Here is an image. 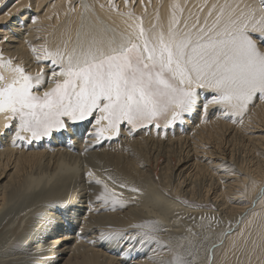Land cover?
I'll return each instance as SVG.
<instances>
[{"label":"bare ground","instance_id":"1","mask_svg":"<svg viewBox=\"0 0 264 264\" xmlns=\"http://www.w3.org/2000/svg\"><path fill=\"white\" fill-rule=\"evenodd\" d=\"M224 2L225 0H129V4L126 5L125 0H112L110 5L109 0H18V2L17 0H0V36L9 37L8 40L0 42V55H2L4 61L11 60L13 65L23 67L26 72L33 76L37 73L48 74L52 65L49 60L44 59L45 50L55 51L57 48L63 49L65 46L68 50H71L77 42L79 33L100 29L104 26L115 29L117 32L127 31L126 17L121 15V13L126 14L129 11H134L135 16L143 18L145 27H151L155 24L157 17L166 26L174 4H179L183 8L182 19H187L189 23H192L197 18L203 22L207 18L208 11L213 4H223ZM228 2L239 3L241 8L245 4L259 5V0H228ZM102 4L105 5L103 8L100 7ZM8 11L11 12V15H4ZM34 17L36 22L32 23ZM128 23H132V21H128ZM6 28L11 30L4 31L3 29ZM33 48L36 49L35 53L32 50ZM37 54L40 55V60L36 59ZM5 74L7 75V72ZM49 86L54 85H50L46 80L45 87ZM200 91L201 101L206 96L211 95V93H206L203 90ZM218 109V105H209L206 113H201L197 110L192 115L186 116L182 124L177 123L167 128L162 124L159 134L157 129L152 126L143 128L137 134L138 139H134L136 137L133 136L134 133L130 135L128 128L122 125L121 132L118 136H115V139L93 140L90 133H93L94 129L89 123L85 127V121L81 125H77V123L71 125L69 130L65 132L67 135H64V139L54 133L55 135L53 134L50 138L46 137L36 141V145L34 141L32 144L24 143L23 146L12 145L10 137L12 129L5 127L6 123H11L15 126L16 121L9 122L6 120L5 114H0V205L3 206L6 198L14 194L13 192L7 194L9 189H18L19 184L25 181L30 172L42 170L48 164L50 165L51 162L54 163L53 161L59 164L61 159L65 161L64 155L66 156L65 159L67 158L66 153H64V150L67 149L64 146L65 142L72 144L79 142L78 145L83 146L85 138L89 139L86 140L87 145L84 144L83 147L96 149L94 153L101 155L102 157H100L103 158V161H106H104L105 163L111 164L110 167H112L110 169L113 168L115 172L120 174L118 177L123 176L124 178L134 179L150 177L152 180L155 176L147 169L151 161L147 154V148L150 145V141H152L154 142L152 144H156V147L160 148L164 154H167V161L162 168L160 176L165 187L171 188L170 184L174 183L173 178L176 177L178 181L171 188L172 193L180 196L184 193L190 197V201L199 205L200 210L197 209L198 212L195 215H199L200 219H204L206 214H209V210L202 211V209L207 207L217 210L218 214H225L235 219V221L232 219L234 222L233 230H229L230 232L225 236L224 242L222 241L223 244L219 243L221 244L219 245L221 246L220 248L215 243L218 249L215 248L214 254L212 252V257L207 256L208 259L205 264H264V205H257L255 208L253 206V201L257 199L261 189L264 188V103H260L257 99L255 106H250L242 124L230 122L227 118L220 115ZM71 134L74 139H71L73 142L70 140L69 135ZM183 134H187L184 140L181 138ZM165 137L168 140H164ZM173 137H178V139L176 138L178 141L175 139V142ZM142 140H144V143L146 141V143H142ZM89 148L88 150L90 151ZM155 152L157 153L156 150ZM176 153L180 155V160L179 163L177 162L178 167L173 170L171 160ZM157 158L158 156H156V160ZM58 163L57 167L59 166ZM109 164H107L108 167ZM114 170L111 171L114 173ZM233 172L236 174H232ZM40 174L38 175L40 176ZM95 177L97 176L95 175ZM51 178L53 179V177ZM70 179L72 178L70 177ZM94 180L95 178L93 177H87L84 180L81 178L76 191H71L70 189L67 192L65 191L66 194L58 192L52 197L53 200L58 199L56 201H59L58 203H60L59 205L62 209L57 212L60 214L59 217L57 216V220L50 219V221L53 220L50 223L51 231L48 235L50 238L48 237V242L45 246L51 247L50 249L52 250L48 260L42 264H126L129 257L127 252L121 251L122 246L118 247L115 244L100 241L99 233L106 231L132 233L137 231L134 226L149 222L158 224L161 229L159 232L160 240L165 245H169V238L162 233L163 223L158 218H151L142 206L122 201V204H117L115 210H112L111 203L105 206L97 201L96 196L104 190L101 185H96L92 182ZM50 181H46L47 184ZM253 182H255V187H253ZM65 187H67L66 184ZM38 188L40 189V186ZM124 196L127 197V195ZM121 197L118 198L121 200ZM52 199L50 200L54 203L55 201H52ZM112 199L117 198L110 196V201ZM57 202H55V205ZM90 203L93 208L89 211ZM67 205L72 206L73 210L70 213L66 209ZM167 206L165 205L166 208H168ZM51 210L54 209L51 208ZM165 211L169 213V210ZM153 212L156 211L153 210ZM161 212L159 211V213ZM81 213H83V218H81ZM191 213L193 214V212ZM201 213L203 214L201 215ZM192 217L190 216L191 219ZM200 219L199 222L202 224ZM206 219L209 222V219ZM194 221L196 222V220ZM175 222V224H178L177 220ZM215 222L214 228L218 223L217 220ZM231 222L230 224H233ZM184 233H187L186 229ZM209 237L213 236L210 235ZM92 241H95V243ZM203 249L205 250L206 248ZM170 253L167 247L162 249L160 246L136 248L131 252V255L133 257L139 256V259L133 261L132 264H161V262L170 260ZM4 254L6 255V252Z\"/></svg>","mask_w":264,"mask_h":264},{"label":"snow or ice","instance_id":"2","mask_svg":"<svg viewBox=\"0 0 264 264\" xmlns=\"http://www.w3.org/2000/svg\"><path fill=\"white\" fill-rule=\"evenodd\" d=\"M182 14L183 8L174 4L166 26L157 17L155 24L145 27L134 11L121 13L127 31L104 26L79 33L71 50L66 46L45 50L44 59L52 65L48 74L33 76L0 55V114L16 121L15 126L5 124L12 129V145L32 144L85 121L94 129L93 140L118 136L122 125L130 135L149 126L159 134L162 124L165 128L182 124L197 110L206 113L209 105H218L221 116L242 124L257 99L264 103V0L243 8L228 0L213 4L203 22L197 18L189 23ZM8 38L0 36V42ZM46 80L54 86L45 87ZM200 90L211 95L201 101ZM87 176L92 178L94 173L89 171ZM92 182L104 190L97 201L105 206L111 203L112 210L122 204L120 199L110 201L115 192L109 193L107 183ZM257 205H264V188L253 201L254 208ZM92 208L90 203L88 210ZM66 209L73 210L71 205ZM134 227L137 231L132 233L100 232L99 239L122 246L129 257L126 264L139 259L131 255L136 248L167 247L155 222ZM168 251L173 258L161 264H193L190 251Z\"/></svg>","mask_w":264,"mask_h":264},{"label":"rangeland","instance_id":"3","mask_svg":"<svg viewBox=\"0 0 264 264\" xmlns=\"http://www.w3.org/2000/svg\"><path fill=\"white\" fill-rule=\"evenodd\" d=\"M83 123L84 122L77 123V125H81ZM87 123H89V122L88 121L85 122V124H84V125H86L85 127H87ZM84 125H82V127H84ZM141 130H143V128L140 129V130H136L134 132L135 135L133 134V136H136L137 137L138 136L137 135L138 132H140ZM63 133H55V134L60 135L61 137H63L62 139H64V135H67V134L65 132H63ZM108 135H109L108 133H105V136L106 137ZM186 135L187 134H183V136L181 138L184 140V138L187 137ZM69 136H70V140L71 139L74 140L72 138V134L69 135ZM115 136L116 135L113 134L112 137H111V139H115L116 138ZM136 137H134V139H138L139 138V137H137V138ZM165 138H164V140H168L167 137H165ZM176 138L178 139V137H173V140L175 141ZM88 139L89 138H85L83 140V146H84V144L87 145V141L86 140H88ZM143 141L144 140H142V143H144ZM34 143L36 145V141ZM74 143H77V142H74ZM78 143L77 144H72V143H68V142H65L64 143V146H66V148H67V149L64 150L65 151L64 153H66L67 158L65 159L66 156L64 155V160L65 161H63V159H61L60 160V164L57 162L59 164L58 167H57V163H55V161H53L54 163L51 162L50 165L48 164L46 166V168L44 167L42 170H39V171L38 170H34L33 172H30L31 175L29 174L26 177V179H25V181L23 183L19 184L20 186H23V187H20L19 186V188H21V189L18 188V189L15 190L14 188H12V189L10 188L9 191L7 192V194L8 193L11 194L12 192L14 194H12L11 196H8L7 195L8 197L6 198L3 206L0 205L1 206L0 207V211H1V213H0V264H15V263L16 264H42L46 260H48V256H49V254H50V252H51L52 249H50L51 247H48V246L46 247L45 245L48 242V237H49L48 235H49V233L51 231L50 223L54 219L57 220V216L58 217L60 216V214L57 213V212H58L59 209H62V208H60V205H59L60 203H58L59 201L58 202L56 201L58 199L53 200L52 197L55 195V193L61 192V194H64L65 191L67 192L70 189H71V191H76V189L78 188V183L81 181V178H82V180L86 179L88 177L87 176V173L89 171H92L94 173V177L93 178L96 179L98 177L97 179H100L103 182L105 181V183H107V181H108L107 184L111 186L109 188V192L110 191L116 192L115 193V198L120 199L118 197H121L122 196L121 197L122 198L121 199L122 201H127V202H129L131 204L133 203V205H135V204L136 205H140V207L142 206L144 208V210L149 213V215L151 216V218L154 217L155 219L156 218H158V220L160 219L159 221H161V223H163L162 225H163V229H164V230L162 229V233H163V235L167 236L169 238L170 242H171V243L168 242L169 245H166L167 246V249L168 248H172V249H175L176 251H179V252H182V253H184L186 251H190L191 252V256L189 258L193 260V264H196L197 262H198L197 264H199V263L200 264H205V261H207V259H208L207 256H211V257L213 256L212 255V252L214 254V252H215L214 250L216 248V245H218V246L221 245L219 243H222L223 244L224 239H225V236L227 234H229V232H230L229 230H231V231L233 230V228H234V222H233V220L235 221V219H233V217L231 218L230 216H227L225 214L224 215L221 214V213L218 214L219 212L217 210H213L212 208H208L207 207L205 209H202V211L203 210L204 211H208L209 210L208 211L209 214H206V216L204 215L205 216L204 219H202V218L200 219V216L199 215L196 216L195 214L198 212L197 209L200 210V208H199L200 206L199 205H197L195 202L190 201L191 200L190 197L187 196V195H185L184 193H183V195H181L182 197L180 195H174L172 193L171 188L173 186H175L177 184V181H178V180H176L177 179L176 177L173 178L174 179V183L172 182L170 184L171 185V188L170 187H165L162 184V180H161L160 176H161L162 168L164 167L165 162L167 161V154L166 153L164 154L163 151L160 148L156 147L157 146L156 144H155L156 146L154 144H152L154 142L150 141V143H149L150 145L147 148V150H148L147 151V154L149 155L150 160H151L149 162V166L147 167V169L152 172L153 176H155L152 180H151L150 177L149 178L144 177V178H139V179H136V178L135 179L134 178H124L123 176H121V177L119 176L118 177V175H120V174H118L117 172H115V170L113 168L110 169L112 167V166L110 167L111 164H109L108 162L105 163L106 161L105 160H104L105 162L103 161V158H101L102 157L101 155H96L94 153V151H96V149H91V148L88 147L90 149V151L88 150V148H87V151H85L86 148H84L81 145H78ZM145 143H146V141H145ZM154 149L157 151V153L155 152ZM160 150L162 151V153H161ZM80 152H82L83 154L80 153ZM150 152H151V155L152 156L150 155ZM81 155H83V156H81ZM155 155L158 156L157 160H156V156ZM91 156H93L94 158L91 157ZM98 156L99 157L101 156L100 157L101 160H100V158ZM179 157H180V155L176 153V154H174V156H173V158L171 160V167H172L173 170H174V168L176 169V167H178L177 165H178L179 160H180ZM71 160L73 162H75V163L73 164V162ZM61 161H62V163H61ZM155 161H157V162H155ZM77 163H79V164H77ZM155 163H157L158 165L157 164L154 165ZM107 164H109V167H108ZM75 166H77V167H75ZM104 166L106 167V169H105ZM107 167H108V169H107ZM47 168H49V169L51 168V169L50 170L49 169L47 170ZM75 168H77V169H75ZM44 169H46L47 171L44 170ZM85 169H87V170H85ZM111 170L112 171L114 170V173ZM53 171H54V173H53ZM48 172H50L51 174L48 173ZM115 173H117V174H115ZM188 173H190V171H188ZM38 174H40V176ZM74 174H75V176H74ZM46 175H48L49 176V180H51L50 183H48V184H47V182H49V180H48V176H46ZM52 175H54V176H52ZM95 175L97 177H95ZM36 176H39V177H36ZM51 177H53V179ZM70 177L72 179H70ZM122 179H124V180H122ZM147 179H148V181H147ZM31 182H33V183H31ZM121 183L127 185V187H123V188L120 187V184ZM65 184H66L67 187H65ZM31 186H32V188H31ZM39 186H40V189L38 188ZM133 187L136 188V189H138V191L137 192H132L130 189L133 188ZM43 188H45V189H43ZM66 188H67V190H66ZM118 188H120V189H118ZM112 192H110V193H112ZM124 195H127V197L124 196ZM123 197H124V199H123ZM49 198L52 199V201L57 202L58 204L56 203V205H55V202L52 203ZM169 198H171V199H169ZM129 199H131V200H129ZM24 200H26V201H24ZM168 201L169 202L171 201V202L169 203ZM176 202H177V204H179L178 206H177ZM48 203L49 204L51 203L53 205L51 206V204L49 205ZM15 204H17V205H15ZM165 205L166 206L169 205V206H167L168 208H166ZM170 206H171V208H170ZM2 208H3V210H2ZM46 208H48V209H46ZM51 208H53L54 210H51ZM191 208H193L194 210L191 209ZM152 209L155 210L156 212H153ZM165 210H167V211L169 210V213L166 212ZM184 210H187L188 213H187V211H184ZM159 211L160 212L162 211V212L159 213ZM210 211L212 212V214H214V213L215 214L214 215L210 214L211 213ZM213 211H216V212H213ZM191 212H193V214ZM49 213H50L51 216L49 215ZM152 214H153V216H152ZM175 214H176V216H175ZM189 214H191V215H189ZM202 214L203 213H201V215ZM166 215H167V217H166ZM192 215H194V216L192 217ZM190 216L192 217V219L190 218ZM195 216L197 218L198 217L199 218L197 219ZM214 216H216V217H214ZM173 217H175V218L173 219ZM219 217H220V220H219ZM193 218H194V220H196V222L193 220ZM206 218L209 219L208 220L209 222H207V219ZM229 218H231V219H229ZM50 219H53V220L50 221ZM199 219L202 221V224H201V222H199ZM215 219L217 220V222H218L217 224L218 225L216 224V227L214 228V226H215L214 224L216 223L215 222L216 221ZM176 220H177V223L180 224L181 226L178 225V224H175L176 223L175 222ZM231 220H232V222H231ZM210 221H212L213 223L210 222ZM223 221L225 222V224H223L224 223ZM230 222L233 223V224H230ZM210 223H212V224H210ZM209 224H210V226H209ZM175 225H176V227H175ZM177 225L180 226V227H178ZM202 225H203V227H202ZM211 225L213 226V228H212ZM184 226H186V227H184ZM197 226H199V227H197ZM173 229H175L176 232H175V230L173 231ZM185 229H186V232L187 233H184ZM182 231H183V234H182ZM207 231L209 233L210 232L211 233L209 234ZM197 232L198 233H201V234H198ZM175 233H177V234H175ZM188 233H189V235H188ZM174 234H175V236H174ZM191 234L193 235V237H192ZM210 235L213 236V237H209ZM44 239H46V240H44ZM210 239H212L213 241L210 240ZM169 240H167V241H169ZM200 240H201V242H200ZM215 243H216V245H215ZM202 244H203V246H201ZM202 247L203 248H206V249L204 250ZM220 247L221 246H219L218 248H220ZM37 248H39V249L37 250ZM218 248H216V249H218ZM186 249H188V250H186ZM5 252H6V255L4 254ZM61 257L65 258L64 256H61ZM169 258H170V260L173 258L172 252L170 253ZM35 260H36V262H35ZM195 261H197V262H195Z\"/></svg>","mask_w":264,"mask_h":264}]
</instances>
